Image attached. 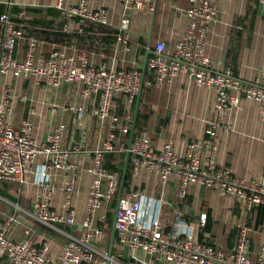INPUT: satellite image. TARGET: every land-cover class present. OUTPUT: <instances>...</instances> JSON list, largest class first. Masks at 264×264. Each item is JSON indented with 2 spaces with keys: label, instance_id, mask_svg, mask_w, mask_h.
<instances>
[{
  "label": "crops",
  "instance_id": "1",
  "mask_svg": "<svg viewBox=\"0 0 264 264\" xmlns=\"http://www.w3.org/2000/svg\"><path fill=\"white\" fill-rule=\"evenodd\" d=\"M81 1L90 9L104 8L107 12L105 25L118 30L126 2L130 0H0V14L17 18L20 10L28 8L32 19L40 20L45 26L52 25L63 30L66 18L58 4L67 9L79 5ZM188 5V0H155L152 11L145 9L130 14L132 34L145 40L151 34L150 49L156 42L163 41L166 54L171 55L175 43L184 31L186 18L183 12ZM216 6L217 16L208 27L205 45V54L214 64L211 71L221 73L228 70L241 81L254 82L264 70V0H216ZM32 39L35 38H26L23 34L17 39L13 52L15 59L22 61ZM37 41L38 51L46 56L62 47H66L68 53L78 52L72 45ZM128 47L129 50L126 51L125 45L116 42L106 61L103 59L109 47L106 44L100 45L99 49L87 55L88 60L92 64L105 63L114 69L116 66L124 68L129 65L141 70L146 44L143 54L139 56V45L132 44ZM6 88L10 94L7 121L15 127L23 120L31 122V136L37 144L45 142L58 124H66L64 147L69 151L68 163L78 165V179L70 198L64 190V181L69 171L47 169L44 156L36 159L32 171L23 183L7 182L6 192L14 201L0 196L2 202L10 205L7 211L0 208V219L8 216L16 219L9 228L12 239H21L24 231L28 230L35 245L48 244V256L57 262L65 243L79 235L90 181L86 169L100 140L109 132V124L101 125L93 114L97 96L82 98L77 84L63 83L52 87L37 85L32 78L0 76V95ZM238 97V105L228 108L221 116L215 109V90L197 86L191 78L180 74L171 82L154 84L148 91L144 129L157 150H161L170 141L173 150L183 156L189 143L198 139L211 140L206 129L215 124L218 140L215 158L217 166L229 170L237 179L264 182V118L254 100L245 98L243 93L238 94ZM113 104L116 108L120 105L116 100ZM70 105L81 107L83 113L65 110ZM116 129L118 130V126ZM209 155L210 151L205 149L202 154L204 166ZM42 170H45L53 186L49 202L51 210L65 214L73 209V224H56L51 227L31 217L32 205L40 193L39 179ZM130 189L138 192L140 197L141 219L150 221L156 218L163 225L165 233L192 232L200 243L229 252L236 242L240 227H245L248 229L252 261L255 260L259 247L264 245V206L245 212L232 197L221 196L209 188L197 186H189L184 201L180 202L174 182L161 185L147 172H141L131 181ZM107 203L96 213V225L100 228L101 235L91 241L99 259H103L102 254L108 252L113 224L112 217L110 231L107 232L102 227L107 222ZM202 215L205 216L204 224L200 223ZM123 247L115 234L111 253L121 264H167L153 256L142 252L135 255L129 250L127 259L124 260ZM131 257L136 262H130Z\"/></svg>",
  "mask_w": 264,
  "mask_h": 264
},
{
  "label": "built area",
  "instance_id": "2",
  "mask_svg": "<svg viewBox=\"0 0 264 264\" xmlns=\"http://www.w3.org/2000/svg\"><path fill=\"white\" fill-rule=\"evenodd\" d=\"M188 2L189 5L183 12L186 25L172 54H166L163 41L156 42L151 49L147 67L152 71L153 79L146 85L168 83L176 76L184 74L197 86L215 90V109L221 116L228 108L238 105V94L243 93L245 98L257 103L259 113L264 118V70L254 82L241 81L228 70L212 73L214 64L205 54V45L208 27L217 16L216 0ZM154 4L155 0L126 2L125 13L120 19L116 36L117 44L125 45L126 51L129 50L128 42L132 34L130 14L145 9L152 11ZM58 7L66 18L63 31H68L75 20L78 23H107V12L104 8L90 9L84 1L67 9L60 4ZM24 16V10L17 14L18 19ZM21 35V30L8 14L0 15V76L32 78L37 85L52 87L63 83L77 84L82 98L97 96L93 114L101 125L108 123L110 129L100 140L86 169L90 181L79 235L65 243L59 261L55 262L48 256L47 243L35 245L28 230L24 231L21 239L13 240L9 234L10 225L16 221L13 216L0 219V259L6 258L8 264H105L107 254H102L103 259H99L91 241L101 235V230L96 225V213L105 202L117 195L121 174L118 171H108L102 158L104 153L112 151L125 155L127 142L117 137L114 131L118 126L120 135L128 136L132 122L130 112H125L119 119L112 114L111 109L114 97L119 93L126 96L128 104L133 103L139 91L141 72L138 69L116 70L105 63L94 67L85 51L68 53L66 47L55 49L46 56L38 51L39 43L35 39L29 42L22 61H18L13 52ZM9 95L8 88L0 95V182L23 183L32 171L36 159L44 156L47 169L69 171L64 181V190L70 198L78 179V165L68 163L69 151L64 147L66 124H58L45 142L37 144L31 136V122L23 120L15 127L7 121ZM65 110L83 113L81 107L74 105L67 106ZM215 128L216 125L211 124L206 129L211 140L198 139L189 143L183 156L173 150L170 141L161 150H157L147 131L141 129L134 135L129 148L130 180L136 179L141 172H147L161 185L174 182L180 202L184 201L189 186H197L209 188L221 196L232 197L245 212L264 206V182L237 179L229 170L217 166L215 158L218 140ZM205 149L210 151L206 166L202 162ZM39 183L40 193L32 205L31 217L51 227L56 224H73V209L65 214L51 210L49 202L53 186L45 170L40 174ZM141 209L138 192L129 189L123 193L115 213L117 241L121 246H127L133 254L142 252L172 264H264V245L259 247L255 260L250 259V240L245 227H240L233 248L226 252L200 243L192 232L165 233L163 225L156 218L142 220ZM204 222L205 216L202 215L200 223ZM110 264L121 263L111 256Z\"/></svg>",
  "mask_w": 264,
  "mask_h": 264
},
{
  "label": "trees",
  "instance_id": "3",
  "mask_svg": "<svg viewBox=\"0 0 264 264\" xmlns=\"http://www.w3.org/2000/svg\"><path fill=\"white\" fill-rule=\"evenodd\" d=\"M25 11V16L22 19H18L15 16L10 17L11 20L15 23L16 27L19 28L23 34V37L26 38H35L37 40H41L44 42H50L57 45H72L74 48H76V51H85L88 54H91V52H94L95 50L99 49L100 45H107L109 48L107 49V52L105 54V58L103 60L107 61V57H109L112 53L111 47H113L116 44V36L118 34V30L112 29L107 27L106 25L94 23L91 21H86L84 23H78L77 20H75L74 24L70 27L68 31H63L59 27H55L52 25L45 26L40 20H36L35 18L32 19L30 16L31 10L28 8H23ZM19 10V9H18ZM30 11V12H29ZM1 15V14H0ZM139 45V53L138 56L143 54L144 52V45L146 44V40L143 37H137L134 34H131L128 45ZM90 64L94 67H98V64ZM116 70L118 69H125V70H131L134 68H131V66L127 65L124 68H121L119 66L115 67ZM140 70V69H138ZM153 79V73L149 70L147 67L145 76H144V83H143V89L141 93V99L139 104V110L137 114L136 119V128H135V135L141 130L144 129V123L146 121V111L148 106V100H147V94L148 91L151 90L154 84L151 86H147L146 83L148 81H152ZM118 101V104H120L117 108L113 104L111 112L113 115L117 116L119 119L122 118L123 114L125 112L132 113V110L134 109V103L128 104L126 102V96L122 93L116 94L114 97V101ZM115 134L117 137L122 138L125 142H127V135L121 136L119 133V130L115 129ZM103 165L108 171H118L121 174V169L123 166L124 161V154H120L117 152H106L103 154ZM7 182L8 181H2L0 182V196L4 197L6 199H9L11 201H14L15 199L10 196L6 190H7ZM130 168L128 167V172L125 180V187L124 192L128 191L130 189ZM9 183V182H8ZM115 200L116 195L109 200L108 207H107V222H105L102 227L109 232L110 231V225L114 213V207H115ZM0 264H8V260L6 258L0 259Z\"/></svg>",
  "mask_w": 264,
  "mask_h": 264
},
{
  "label": "water",
  "instance_id": "4",
  "mask_svg": "<svg viewBox=\"0 0 264 264\" xmlns=\"http://www.w3.org/2000/svg\"><path fill=\"white\" fill-rule=\"evenodd\" d=\"M150 47H151V34L148 35L147 40H146V48H145L144 57H143L141 70H140V72H141V81H140L139 91H138L137 96L135 98L134 110H133V118H132L131 127H130L128 140H127V151L125 153L123 166H122V169H121L119 188H118L117 195H116V200H115L113 224H112L111 233H110L109 247H108V252H107V260H106L105 264H110V259H111V256H112L111 252H112V247H113V243H114V239H115V213H116V210L118 208L119 201H120V199H121V197H122V195L124 193L125 180H126V176H127V172H128L129 158H130L129 148H130V146L132 144V141H133V138H134V135H135L136 119H137V114H138V110H139L141 93H142V89H143L144 76H145V72H146V69H147L148 58H149V55L151 54ZM127 254H128V247L124 246L123 247V259L124 260L127 259ZM134 254L136 255V253H134ZM129 261L130 262H136L134 257L133 258L132 257L129 258ZM166 263L167 264H172L171 262H166Z\"/></svg>",
  "mask_w": 264,
  "mask_h": 264
},
{
  "label": "rangeland",
  "instance_id": "5",
  "mask_svg": "<svg viewBox=\"0 0 264 264\" xmlns=\"http://www.w3.org/2000/svg\"><path fill=\"white\" fill-rule=\"evenodd\" d=\"M7 205V206H6ZM8 206H10V205H8V204H6L5 202H2L1 200H0V208L2 209V210H4V211H7V210H9L8 209ZM114 214V213H113Z\"/></svg>",
  "mask_w": 264,
  "mask_h": 264
}]
</instances>
